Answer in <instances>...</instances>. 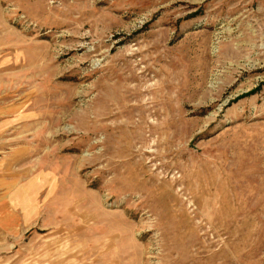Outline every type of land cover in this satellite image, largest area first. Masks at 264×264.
<instances>
[{"label":"rangeland","instance_id":"obj_1","mask_svg":"<svg viewBox=\"0 0 264 264\" xmlns=\"http://www.w3.org/2000/svg\"><path fill=\"white\" fill-rule=\"evenodd\" d=\"M0 264H264V0H0Z\"/></svg>","mask_w":264,"mask_h":264}]
</instances>
